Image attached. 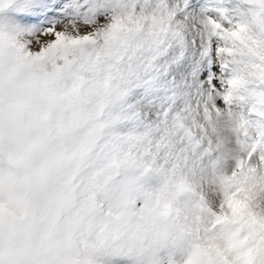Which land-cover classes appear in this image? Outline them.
<instances>
[{"label": "snow or ice", "instance_id": "6c2138e0", "mask_svg": "<svg viewBox=\"0 0 264 264\" xmlns=\"http://www.w3.org/2000/svg\"><path fill=\"white\" fill-rule=\"evenodd\" d=\"M0 264H264V0H0Z\"/></svg>", "mask_w": 264, "mask_h": 264}]
</instances>
